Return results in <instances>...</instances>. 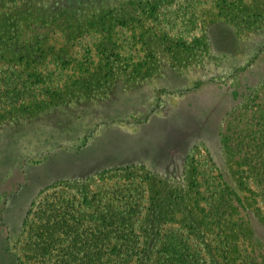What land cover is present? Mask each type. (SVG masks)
<instances>
[{"label": "rangeland", "instance_id": "obj_1", "mask_svg": "<svg viewBox=\"0 0 264 264\" xmlns=\"http://www.w3.org/2000/svg\"><path fill=\"white\" fill-rule=\"evenodd\" d=\"M260 119L264 0H0V264L40 263L29 247L103 264L105 228H134L146 256L203 234L225 263L206 213L223 184L231 264H264L263 204L220 142ZM48 196L85 216L66 234L45 213L32 240Z\"/></svg>", "mask_w": 264, "mask_h": 264}, {"label": "trees", "instance_id": "obj_2", "mask_svg": "<svg viewBox=\"0 0 264 264\" xmlns=\"http://www.w3.org/2000/svg\"><path fill=\"white\" fill-rule=\"evenodd\" d=\"M221 145L224 147L225 152H228L229 157L231 156L236 166H239L241 172L246 176L250 177L255 183L257 189V196L260 199V202L264 207V119H260L259 123H255L254 127H247L241 129L239 127L228 125L226 133H222V139L220 140ZM213 181L206 179L207 189H210L213 185ZM213 190L207 207L206 213L210 215L211 218H207L210 223H215L219 228L217 235L222 238L223 250L221 251L225 259V263L221 264H231L233 251L230 247L232 239L230 236L229 223L232 221L234 202L229 197L230 194L234 192L231 191L223 184L216 185ZM236 199V198H235ZM65 200V201H64ZM134 199V205L137 204ZM240 197L236 201L240 202ZM84 202V201H83ZM75 200L68 197V199L53 198V196H48L43 200H37V210L31 215H33L34 220L30 223V230L28 233L37 234L41 228H38L39 223H42V216L47 213L49 216L56 217L53 221L54 229L58 230L62 226L60 232L69 234L74 230L67 226V224L72 223L68 217L78 216V218L84 217L85 215H80L76 213ZM85 203V202H84ZM83 204V203H82ZM79 210L80 205L77 206ZM132 213L129 212L127 215L123 216L124 222H131L135 217H137L136 210L132 209ZM222 227H221V226ZM72 227V224H70ZM47 228V225H45ZM134 229V228H132ZM120 229L118 234L115 236L117 243L113 242L114 236L112 235V229L105 228L103 231L104 239L106 240V245L103 248V254L106 255V262L103 264H212L210 257L203 255L205 250L209 255L212 254L210 249L211 241L206 239V236L203 234L196 235L194 233V242L189 245H167V243H160L153 252L146 256L145 252L147 248L145 246L138 245L137 237L139 236L133 230ZM171 232V231H170ZM171 234L175 235L174 232ZM190 236V232H189ZM160 238L165 237L163 233L159 236ZM36 237H32L34 240ZM133 239V240H132ZM30 240V239H29ZM131 241L127 243V241ZM187 240H190L187 237ZM29 246H33L31 241H29ZM31 248V249H30ZM33 247H29L28 250H31L27 253L26 258H41V262H32L33 264H45L46 256L43 253L44 247L39 248L40 251L34 253L32 250ZM207 249V250H206ZM152 251V250H151ZM144 257L146 258L143 262ZM37 260V261H38ZM61 264L70 263L65 260L60 261ZM16 264V263H13ZM214 264H219L215 262Z\"/></svg>", "mask_w": 264, "mask_h": 264}]
</instances>
